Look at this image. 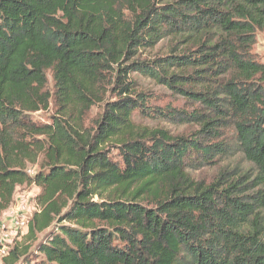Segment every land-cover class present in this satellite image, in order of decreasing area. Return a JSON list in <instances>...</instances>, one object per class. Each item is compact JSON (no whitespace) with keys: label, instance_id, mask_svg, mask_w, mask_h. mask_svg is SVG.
<instances>
[{"label":"trees","instance_id":"1","mask_svg":"<svg viewBox=\"0 0 264 264\" xmlns=\"http://www.w3.org/2000/svg\"><path fill=\"white\" fill-rule=\"evenodd\" d=\"M259 31L264 0H0V214L17 187L40 188L1 264H264ZM163 40L166 53L143 56ZM132 74L196 103L199 129L137 130L133 112L168 113L148 105ZM229 127L257 170L252 194L243 175L186 174L222 155ZM151 176V199L111 192ZM98 188L109 193L94 200Z\"/></svg>","mask_w":264,"mask_h":264},{"label":"rangeland","instance_id":"2","mask_svg":"<svg viewBox=\"0 0 264 264\" xmlns=\"http://www.w3.org/2000/svg\"><path fill=\"white\" fill-rule=\"evenodd\" d=\"M169 46V40H163L152 51H147L143 56L152 57L157 53H166ZM251 52L255 59L264 62V31H259L256 34L255 43L252 45ZM138 84V90L146 92L149 95L148 105L153 109H160L168 113L167 115H156L157 117H149L138 111L133 112L131 119L137 130L142 129H162L171 135H188L199 129L198 124L191 119L192 109L197 107V104L187 97L179 94L175 90L166 85L159 84L155 80L145 77L140 74H132ZM50 79V77H49ZM102 106L95 105L87 114L86 124L93 127L94 121L101 113ZM156 114V113H155ZM171 115V116H170ZM38 122L48 120V113L39 111L33 115ZM203 139H209V136L203 135ZM212 140V139H210ZM206 141V143H210ZM224 145V152L218 158H214L213 162L207 165H197L196 168H187V176L194 180H203L206 183L212 181L219 172L227 171L225 179H237L240 176H246L245 182L248 184L244 189L245 194H252L261 185L255 187L257 182V170L254 165L249 162L244 154L239 150L237 137L232 127L224 130L222 137L219 138ZM112 149V148H110ZM115 152V151H114ZM28 172L33 174L37 169L36 165H27ZM159 184V179L156 176L147 177L144 180H134L129 184H121L114 187L111 192L115 195L121 194L123 198H131L137 196L138 200L151 199L152 193ZM40 192V188L34 184L22 185L17 187L15 192L14 202L21 200L26 201L31 207H38L36 195ZM108 191L98 188L93 196L94 200H99L108 195ZM27 232V229L20 230L16 236L19 240Z\"/></svg>","mask_w":264,"mask_h":264},{"label":"built area","instance_id":"3","mask_svg":"<svg viewBox=\"0 0 264 264\" xmlns=\"http://www.w3.org/2000/svg\"><path fill=\"white\" fill-rule=\"evenodd\" d=\"M15 199V198H14ZM39 207H29L26 201L13 202L0 214V264L20 230L28 228L29 219Z\"/></svg>","mask_w":264,"mask_h":264}]
</instances>
